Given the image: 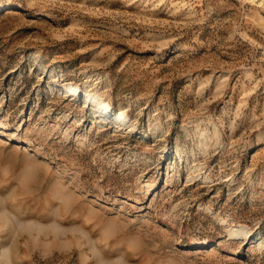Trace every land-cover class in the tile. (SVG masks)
I'll return each instance as SVG.
<instances>
[{
	"label": "rangeland",
	"instance_id": "rangeland-1",
	"mask_svg": "<svg viewBox=\"0 0 264 264\" xmlns=\"http://www.w3.org/2000/svg\"><path fill=\"white\" fill-rule=\"evenodd\" d=\"M13 190L0 212L64 231L17 241L12 264L93 247L89 264H264L261 0H0V197Z\"/></svg>",
	"mask_w": 264,
	"mask_h": 264
},
{
	"label": "clouds",
	"instance_id": "clouds-1",
	"mask_svg": "<svg viewBox=\"0 0 264 264\" xmlns=\"http://www.w3.org/2000/svg\"><path fill=\"white\" fill-rule=\"evenodd\" d=\"M7 171L5 172V175H7ZM26 178L29 180H34L35 178V169L33 167H29L26 170ZM15 196V190H13L12 193H9L6 197H0V205L4 204L6 201L11 200L12 202H15L16 200ZM64 203V202H62ZM63 213L66 215L71 211V207L68 204H64V207L62 209ZM15 222V236L13 239V243L2 250H0V264H12V260L14 255L19 256V249L17 247V241L21 240L23 238V244L22 246L24 248H28L29 244L31 243L32 251L35 252L40 248V237L41 235H44L47 237L48 234L55 236H58L59 234L63 233V229L59 226L53 224L48 227H40L36 223L32 221H17L16 217L13 216L11 213H9L7 210L0 212V231H3L4 229L8 228L11 224ZM76 232L79 233L81 239H84L87 237V233L84 232L82 229H78L73 232V235L76 234ZM112 237L109 235H105V238L101 241L102 243H107L109 239ZM52 244L53 241H47L43 245V251L41 253L43 258H47L52 251ZM99 251L95 247L91 249V254H84L83 256V264H89V261L93 257H98ZM19 258H30L28 256L19 257ZM111 264H124L122 260H115L112 261Z\"/></svg>",
	"mask_w": 264,
	"mask_h": 264
},
{
	"label": "bare ground",
	"instance_id": "bare-ground-1",
	"mask_svg": "<svg viewBox=\"0 0 264 264\" xmlns=\"http://www.w3.org/2000/svg\"><path fill=\"white\" fill-rule=\"evenodd\" d=\"M63 91L70 96H77V94H78V89L76 87H72V86L64 87ZM85 101L88 102L89 104H92V105H97V102H98L97 98H95L93 96H86ZM100 110L103 111V109H101V108L96 109L97 115H99V116L102 115ZM115 118H118L116 123H118L119 125H123L121 118H126V116L116 115ZM237 234H238V232L234 233V235H237Z\"/></svg>",
	"mask_w": 264,
	"mask_h": 264
},
{
	"label": "snow or ice",
	"instance_id": "snow-or-ice-1",
	"mask_svg": "<svg viewBox=\"0 0 264 264\" xmlns=\"http://www.w3.org/2000/svg\"><path fill=\"white\" fill-rule=\"evenodd\" d=\"M262 6H264V0H261Z\"/></svg>",
	"mask_w": 264,
	"mask_h": 264
}]
</instances>
